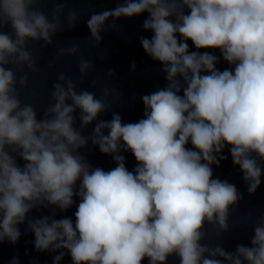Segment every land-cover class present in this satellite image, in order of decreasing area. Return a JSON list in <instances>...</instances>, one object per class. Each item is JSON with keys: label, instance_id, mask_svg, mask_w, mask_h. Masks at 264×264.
<instances>
[{"label": "clouds", "instance_id": "9594fccd", "mask_svg": "<svg viewBox=\"0 0 264 264\" xmlns=\"http://www.w3.org/2000/svg\"><path fill=\"white\" fill-rule=\"evenodd\" d=\"M43 3L0 0V243L15 245L26 223L37 252L58 253L53 264L65 255L72 264H168L169 257L179 264H264V214L252 222L248 246L228 251L215 242L229 232L243 194L213 172L227 149L249 195L262 183L264 0H122L92 12L86 24L95 46L118 20L147 14L142 28L153 34L141 36L140 44L161 65L165 85L141 96L143 118L128 123L112 111L115 88L100 96L77 91L64 73L42 114L22 102L28 73L38 71L31 42L51 46L57 33L79 21L75 10L65 14V0L50 15ZM79 53L72 43L56 58ZM221 57L230 67L217 68ZM93 68L79 59L81 82ZM108 112L111 119L100 118ZM89 143L116 166L93 167ZM129 152L136 161L131 171ZM73 205L74 221L55 218L56 210ZM41 208L51 214L29 216Z\"/></svg>", "mask_w": 264, "mask_h": 264}]
</instances>
